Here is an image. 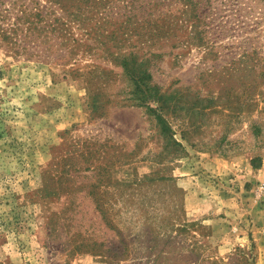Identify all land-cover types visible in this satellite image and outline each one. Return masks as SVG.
Here are the masks:
<instances>
[{"label":"rangeland","instance_id":"1","mask_svg":"<svg viewBox=\"0 0 264 264\" xmlns=\"http://www.w3.org/2000/svg\"><path fill=\"white\" fill-rule=\"evenodd\" d=\"M128 1L0 36V264H264V0Z\"/></svg>","mask_w":264,"mask_h":264},{"label":"trees","instance_id":"2","mask_svg":"<svg viewBox=\"0 0 264 264\" xmlns=\"http://www.w3.org/2000/svg\"><path fill=\"white\" fill-rule=\"evenodd\" d=\"M202 1L203 0H174V2L171 3L172 5L176 2L182 4L183 7L181 10L184 15L189 12L190 15L198 18V5ZM210 1L211 0H206V5ZM220 1L225 4L230 3L231 6L237 4L238 8L241 7V0ZM120 2H127L123 7L125 9L129 8V14L125 13L123 15L126 20L120 22L118 26H115L117 25V22L114 23L115 28L112 30V33L125 24V21H130L133 17L132 15H134L132 13V8L128 5V0H0V36L3 40L8 41L20 38L18 35L19 33H25V36L34 35L36 39L38 36L46 32H56L58 26H69L71 23H77V28L83 29L84 33L87 35L96 33L102 35L103 33L100 29H104L105 31L103 26L105 23L100 24L97 21L93 24L89 23H91L93 18L98 14H100L102 20H105L107 18L105 14L113 13L114 9L117 10L114 12V17L116 18L118 15L120 18ZM114 4H117V6H113ZM154 4L156 3H153V5ZM157 5L159 6L161 4L159 3ZM151 14L153 16L155 15L153 12ZM160 14H162L161 11L159 15ZM162 18L163 17H161V19ZM161 19V24H155V22H157L156 20L153 24V27H155L157 31L167 32L169 31L170 25L176 24H172L175 16L171 19H168L167 17L163 18L168 20L162 21ZM105 22H107V24L110 23L108 21ZM62 43L64 44V42ZM62 43L60 45H63ZM15 45L21 46L18 45L17 41H15ZM53 45L56 46L57 44Z\"/></svg>","mask_w":264,"mask_h":264}]
</instances>
